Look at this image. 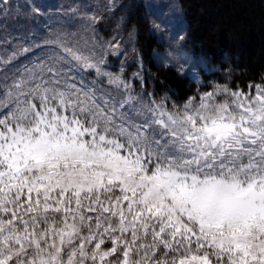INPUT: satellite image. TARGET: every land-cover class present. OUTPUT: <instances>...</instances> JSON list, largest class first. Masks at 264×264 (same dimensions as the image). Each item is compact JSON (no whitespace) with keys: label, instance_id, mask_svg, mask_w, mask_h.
<instances>
[{"label":"snow or ice","instance_id":"obj_1","mask_svg":"<svg viewBox=\"0 0 264 264\" xmlns=\"http://www.w3.org/2000/svg\"><path fill=\"white\" fill-rule=\"evenodd\" d=\"M105 64L0 24V264H264V84L169 106Z\"/></svg>","mask_w":264,"mask_h":264},{"label":"rangeland","instance_id":"obj_2","mask_svg":"<svg viewBox=\"0 0 264 264\" xmlns=\"http://www.w3.org/2000/svg\"><path fill=\"white\" fill-rule=\"evenodd\" d=\"M124 1L115 0V9L109 12L108 0H11L8 15L0 17V24H6L8 31L14 36L23 35L37 41L57 35L69 43L83 44L88 40L91 44L94 41L97 54L105 56V68L129 81L133 94L138 98L144 101L154 98L159 101L166 96L169 106L172 103L182 104L183 102L174 101L167 93L155 96L152 91L143 88L146 67L137 51L135 27L126 26L127 17L119 11ZM134 1L142 3L150 31L161 45L160 49H155L152 53L157 67L174 69L181 77L189 78L197 86L196 93L211 90L215 85L227 86L215 82L213 78L206 80L204 74H210L215 69L210 68L203 57L194 56L186 46L187 22L180 0ZM76 6H79L81 13L94 11L102 17L101 21L93 27H87L85 21L69 12L70 8ZM33 7L39 8L40 14H30ZM117 42L119 49L112 55L108 51V45ZM82 75L86 84L94 85V73L89 75L83 72ZM96 87L99 91L100 86ZM107 89L105 82L103 90ZM112 94L116 95L115 92Z\"/></svg>","mask_w":264,"mask_h":264},{"label":"trees","instance_id":"obj_3","mask_svg":"<svg viewBox=\"0 0 264 264\" xmlns=\"http://www.w3.org/2000/svg\"><path fill=\"white\" fill-rule=\"evenodd\" d=\"M187 22L186 46L215 71L206 80L231 89L248 90L264 82V0H180ZM119 11L136 30V47L146 67L142 83L155 96L167 93L176 102L196 94L197 86L174 69L157 67L152 59L160 49L151 33L141 2L125 0ZM105 24V23H104ZM103 24H100V26Z\"/></svg>","mask_w":264,"mask_h":264}]
</instances>
